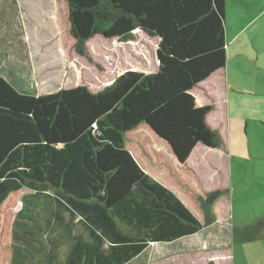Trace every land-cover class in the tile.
<instances>
[{
	"label": "trees",
	"instance_id": "trees-1",
	"mask_svg": "<svg viewBox=\"0 0 264 264\" xmlns=\"http://www.w3.org/2000/svg\"><path fill=\"white\" fill-rule=\"evenodd\" d=\"M54 1L76 52L139 29L158 39L157 69L42 95L0 75V264L43 250L41 264H128L213 219L187 160L221 138L190 91L225 65V0ZM259 222L232 228L233 243L264 235Z\"/></svg>",
	"mask_w": 264,
	"mask_h": 264
},
{
	"label": "rangeland",
	"instance_id": "rangeland-1",
	"mask_svg": "<svg viewBox=\"0 0 264 264\" xmlns=\"http://www.w3.org/2000/svg\"><path fill=\"white\" fill-rule=\"evenodd\" d=\"M226 5V32L231 39L241 17L235 0H226ZM58 9L54 0H0V75L16 89L37 95L78 85L98 90L127 70L156 71L157 38L139 29L124 41L97 34L87 39L78 53L66 16ZM250 16L245 15V20ZM257 39L258 44L241 39L229 46L222 88L216 85L215 91L229 95L228 111L232 113L227 114L225 101L220 102L215 92L204 99L205 105L213 107L206 124L218 130L220 147L212 155L204 154L206 146L197 147L187 162L202 191L213 193V219L197 233L171 244L168 252L166 244L152 243L128 264H203L218 258L221 264L224 260L222 254L215 256L217 250L230 242V264H264V235L235 243L231 236L232 228L257 225L264 217V130L258 126L259 120L243 114L255 117L252 110L264 109V31ZM238 96L248 101H238ZM194 206L192 203L191 208L200 215ZM209 240L221 245L202 249ZM45 252L36 254L33 262L41 264ZM59 259L61 262L62 257Z\"/></svg>",
	"mask_w": 264,
	"mask_h": 264
},
{
	"label": "crops",
	"instance_id": "crops-1",
	"mask_svg": "<svg viewBox=\"0 0 264 264\" xmlns=\"http://www.w3.org/2000/svg\"><path fill=\"white\" fill-rule=\"evenodd\" d=\"M235 1L237 3L236 6L239 8L238 15L241 18H240L239 24H237V29H235L233 27L235 30H233V34L230 37L231 39H229L228 38V34L226 32V25L228 24V20H227V16H226L227 5H226V0H225V40H226V62H225V65H224L223 68H221V69L217 70L216 72H214L213 74H211L207 79H205L204 81L199 83L196 87H194L190 91L191 94L195 98V101H196L195 103H196L197 106H204L206 104L204 99H206L209 96H211L212 92H215V94L218 95V98H220V102H221V100L225 101V104H224L225 105V109H226L227 114H229V115L232 113V111H228V102L227 101H228V99H230L229 95H227L225 92H222V91L220 93H217L215 91L216 90V85H219L222 88V82H223L222 81V73L224 72V69H225V71L227 69V58H228L229 46L234 44V43H241V39H242V42L251 41L252 43L255 42V43L258 44L259 43V41L257 39L258 33L260 31H264V0H235ZM245 15H251V16L249 17V19L245 20V17H244ZM227 39H229V41ZM197 89H201V92H199V91L197 92ZM235 99L238 100V101H241V102H247L248 101L243 96H238ZM212 112H213V110L211 112H209L208 115H210ZM252 113L255 114V117L249 116L248 114H250V113L245 112V111H244L243 114H244L245 117L247 116V117L254 118L256 121L259 120L258 121V126L264 130V109H262V108L261 109H259V108L257 109L256 108V110H252ZM227 127H228V122H227L226 128ZM263 136H264V132H263ZM197 147H205V146L201 145V144H197L195 146V148H197ZM216 149L217 148H209V147H207L203 151H206V153H204V154H211L212 155V153ZM204 154H203V156H204ZM187 162H188V160H187ZM208 234L210 235L212 233H208ZM206 237L208 238L207 235H206ZM185 238L186 237L179 238V239L174 240L172 242H166V243L160 242V243L166 244L164 246V248H166V250L168 252V248H169V246L171 244H174V243H176L178 241H182ZM213 241L212 240H209V242L206 241L205 245L202 246L201 248L205 249L207 246L210 248L211 246L221 245V244H218V243H213ZM230 245H231V242L228 243L227 245H225V247H222L219 250H217V254L215 256H220L222 254L221 255L222 256L221 259L224 260V262H222L221 264H225V262L230 264L229 260H232L231 250L229 248ZM161 250L163 252V248ZM214 261H216V259H214ZM219 261H220V259L218 258V261H216V263L219 262ZM206 262L207 261H205L203 264H205Z\"/></svg>",
	"mask_w": 264,
	"mask_h": 264
},
{
	"label": "water",
	"instance_id": "water-1",
	"mask_svg": "<svg viewBox=\"0 0 264 264\" xmlns=\"http://www.w3.org/2000/svg\"><path fill=\"white\" fill-rule=\"evenodd\" d=\"M157 62H158V59L156 58Z\"/></svg>",
	"mask_w": 264,
	"mask_h": 264
}]
</instances>
